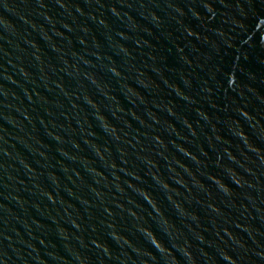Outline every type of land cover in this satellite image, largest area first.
Listing matches in <instances>:
<instances>
[{"label":"water","instance_id":"1","mask_svg":"<svg viewBox=\"0 0 264 264\" xmlns=\"http://www.w3.org/2000/svg\"><path fill=\"white\" fill-rule=\"evenodd\" d=\"M0 264H264V0H0Z\"/></svg>","mask_w":264,"mask_h":264}]
</instances>
